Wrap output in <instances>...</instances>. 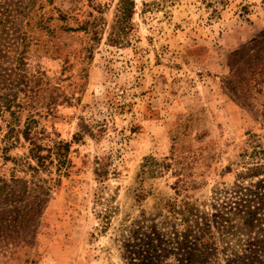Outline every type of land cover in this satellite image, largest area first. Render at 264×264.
I'll return each mask as SVG.
<instances>
[{
    "label": "rangeland",
    "instance_id": "1",
    "mask_svg": "<svg viewBox=\"0 0 264 264\" xmlns=\"http://www.w3.org/2000/svg\"><path fill=\"white\" fill-rule=\"evenodd\" d=\"M133 1L112 43L120 0H0V99L16 101L0 114V264H128L123 230L142 215L211 212L264 179L248 175L264 165V0ZM32 117L71 145L56 184L28 169ZM81 119L102 134L75 142ZM256 225L211 264H264Z\"/></svg>",
    "mask_w": 264,
    "mask_h": 264
},
{
    "label": "trees",
    "instance_id": "2",
    "mask_svg": "<svg viewBox=\"0 0 264 264\" xmlns=\"http://www.w3.org/2000/svg\"><path fill=\"white\" fill-rule=\"evenodd\" d=\"M134 8L133 0H120L117 20L111 33L112 43L120 40ZM7 98L0 99V114L8 111L15 115L16 112H12L15 98ZM17 108L21 109L22 106L18 105ZM36 125L38 121L32 117L28 119L22 132L30 144L28 169H31L34 175L45 172L52 177L54 167L59 178L65 176L72 165L69 160L71 145L54 139L44 130L37 131ZM102 129L103 127L94 133L93 127H90L85 119H81L79 131L73 140L81 141L86 133L95 138L97 134H102ZM154 163V160L148 159L144 168L152 171ZM98 174H107L105 165L98 170ZM263 174L264 165L261 163L252 167L248 173L251 178ZM51 182L56 184L58 179L52 177ZM50 190L51 187L45 188L43 192L48 193ZM212 206L214 210L206 212L188 201H168L157 213L142 215L139 220L131 222L123 230L124 259L128 264H164L170 257L180 256L182 264L213 263L222 254L221 245L226 246L229 251L231 240L238 236L240 231L246 229L252 232L258 227L256 224L264 222L262 217L256 220L258 213L264 211V179L253 185L247 184L246 178L242 177V182L233 190L216 196ZM236 221L240 225H236ZM257 261L262 264L259 259Z\"/></svg>",
    "mask_w": 264,
    "mask_h": 264
}]
</instances>
